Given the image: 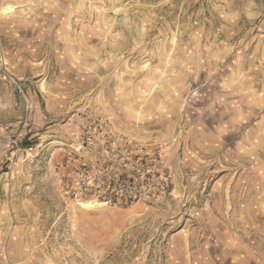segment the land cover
<instances>
[{"label": "rangeland", "instance_id": "1", "mask_svg": "<svg viewBox=\"0 0 264 264\" xmlns=\"http://www.w3.org/2000/svg\"><path fill=\"white\" fill-rule=\"evenodd\" d=\"M0 264H264V0H0Z\"/></svg>", "mask_w": 264, "mask_h": 264}, {"label": "trees", "instance_id": "2", "mask_svg": "<svg viewBox=\"0 0 264 264\" xmlns=\"http://www.w3.org/2000/svg\"><path fill=\"white\" fill-rule=\"evenodd\" d=\"M117 186L119 189L129 191L130 188L141 189V184L136 182L133 178H129L127 174L120 173V176L117 178Z\"/></svg>", "mask_w": 264, "mask_h": 264}, {"label": "bare ground", "instance_id": "3", "mask_svg": "<svg viewBox=\"0 0 264 264\" xmlns=\"http://www.w3.org/2000/svg\"><path fill=\"white\" fill-rule=\"evenodd\" d=\"M15 8V7H14ZM14 9H13V6L12 5H8L6 6L4 9H3V12L5 13H9V12H12ZM93 203V202H92Z\"/></svg>", "mask_w": 264, "mask_h": 264}, {"label": "built area", "instance_id": "4", "mask_svg": "<svg viewBox=\"0 0 264 264\" xmlns=\"http://www.w3.org/2000/svg\"><path fill=\"white\" fill-rule=\"evenodd\" d=\"M33 149V147L31 146L30 148H28V150H32Z\"/></svg>", "mask_w": 264, "mask_h": 264}]
</instances>
